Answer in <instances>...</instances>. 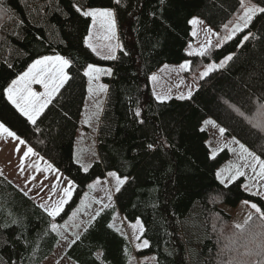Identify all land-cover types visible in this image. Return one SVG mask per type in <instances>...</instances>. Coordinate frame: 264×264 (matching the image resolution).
Returning <instances> with one entry per match:
<instances>
[{
	"label": "trees",
	"instance_id": "1",
	"mask_svg": "<svg viewBox=\"0 0 264 264\" xmlns=\"http://www.w3.org/2000/svg\"><path fill=\"white\" fill-rule=\"evenodd\" d=\"M76 7L113 9L120 40L116 59H105L87 46L91 18ZM241 12L239 0H3L0 122L75 184L56 221L69 216L92 181L108 172L128 178L115 193V205L70 245L67 258L77 264H125L127 241L109 227L110 216L118 210L126 222L142 224L140 239L148 246L138 249L137 256L154 255L157 264H192L181 223L197 208L205 238L194 264L264 260V220L252 218L242 235L229 226V215L220 208L247 201L264 211V200L243 189L242 177L221 183L217 170L230 158L229 151L211 157L208 133L202 128L210 117L226 129L225 137H235L264 159V132L253 126L264 122V115L258 114L264 104L261 15L221 43ZM195 17L215 32L203 56L186 52ZM49 55L70 61V79L32 124L8 101L5 89L32 62ZM229 56L223 67L199 81L191 98L154 97L149 76L163 64L189 60V73L197 74ZM89 65L111 69V75L102 78L107 93L96 136L98 159L85 171L74 160V144ZM137 110L140 117L135 116ZM57 240L51 219L0 175V264H41Z\"/></svg>",
	"mask_w": 264,
	"mask_h": 264
},
{
	"label": "rangeland",
	"instance_id": "2",
	"mask_svg": "<svg viewBox=\"0 0 264 264\" xmlns=\"http://www.w3.org/2000/svg\"><path fill=\"white\" fill-rule=\"evenodd\" d=\"M108 9H111V8H108ZM85 10H88V9H85ZM111 10L113 11V9H111ZM239 15H242V12ZM194 19L198 20L199 23H197L195 25H193L191 23V26H192L191 33H192L193 40L187 47L186 52L188 55L190 52L193 53L192 55H198L197 53H199L201 49H206L208 47V45L210 44V42L212 41V39L215 36L214 30L212 28H210L209 26H207L201 19L195 17L192 20H194ZM235 23H236V18H235L233 24L231 25V27L229 28L227 34L224 36L221 43L228 41L233 36H235L236 34L241 32L240 31V32H236L235 34H231V29L234 27ZM89 28H90L89 33L91 31L90 36H93L92 37L93 40L89 41V43H91L94 47H96L97 51H95V52L93 51L95 54L105 57L108 54L109 50L107 47H103V46L106 44H109V43L115 49V55L117 54L116 52H118L117 50L120 47V42H119L120 40H119L117 25H116V30H115V33H116L115 38L112 39L111 41L104 40L103 34L101 35V37L99 39L97 38L98 37V31L103 30V29H99L98 27L97 28L92 27V29H91V26ZM194 32L196 33V35H193ZM230 34H231V38H226ZM192 55H189V56H192ZM49 56H57V55H49ZM44 57H42V58H44ZM42 58H40V59H42ZM225 61H226V58L221 60L218 63L212 62V63L206 65L197 74L189 73L190 72L189 71V67H190L189 66V64H190L189 60H184L179 64H163L157 72H154L149 76V84H150V87L152 89V93H153L155 98L158 95L167 97L164 100H167V99L172 98V97H175V98H180L181 96L187 97L189 91H191L192 94L195 92V90L197 89V87L199 85V81L201 80V78H200L201 73L206 71V69L208 68L209 65L214 64V65H216V68H220L221 64H223V66H224L227 63ZM34 62H32L24 72H26L28 70V68ZM182 65H188V67L186 69H183L181 67ZM94 67L101 69V70H107V68H105V67H98V66H94ZM24 72H22V74ZM103 74L105 75V71H103ZM93 76L96 77L97 74H93ZM100 76H102V72H100L98 74V78H94L93 80L96 79L97 81L98 80L100 81ZM153 76L156 77L155 80L152 79ZM31 90L33 92H36L39 95H42L45 92V89L42 85L40 86L39 89L31 88ZM94 106H95V108L92 109V111H91L92 114L88 117H85V118L83 117L82 122H81V125H82L81 131L83 129V126L87 127V129L85 130V136H86L87 147H88V156H86V160H90L89 158L92 155L96 156V154H97L96 136H97L98 124H99V120H100V116H101V112H102L101 108L103 106L102 99L98 100V98H97V102H96V104H94ZM221 127H222L221 125H219L215 120H213L210 117H207L203 121V124H202V128L204 130H206L208 133L207 145L209 147L211 157H214L218 152H220L223 149H227L229 151V154H230V158L226 162H224L221 165V167L217 170V173L221 172L222 169L226 170V171L221 172V175L219 177L217 176L218 179L220 181L223 180L224 181L223 184H225V185L230 184L231 182H233L237 179V178L235 180L231 179V176L234 175V173H235V168L231 167V166L240 167L245 173L244 176L238 177V178H241V177L243 178V182H242L243 189L246 192L251 193V194H256L257 191L259 190V194H256V195L261 196L264 200V181L259 180L258 176H256V174H254L252 172L250 167H244V164L246 161L242 160L240 158L239 143H241V142L239 140H237L235 137H225L224 134L221 135V133L219 131ZM234 139L239 141V143H234ZM12 142H13L12 140L9 142V137H7L5 134H0V146H1L0 156L3 154L6 145H10V144H12ZM14 148L17 151H20V149H21L18 146V144L15 145ZM24 159H26V157H24ZM91 160H94V158L92 157ZM94 161H96V160H94ZM77 162H78V164H80V166L82 167L83 170H85V168L88 169L90 167V166L87 167L86 161L81 160L80 158L77 159ZM247 162L248 163L251 162L250 157L247 158ZM36 163L37 162L31 163V165L33 167L37 166ZM258 171H259V166L257 165V172ZM109 180L112 183V185L114 187H116L115 178L110 177V176L108 177V180H103L102 183L105 184L106 187L111 186V183L109 182ZM57 182H58L57 187H56V189H58L57 192L62 193L63 196H65L64 195V189L68 188L69 186H65V185L61 184L59 182V180ZM245 185H248L249 187L246 189L244 187ZM71 194H72V192H71ZM71 196L72 195L68 196V198H69L68 200L71 199ZM251 204H252V202H249L247 204L245 202H240L236 208H229L225 205H220V208L225 213H228V215H229V226L233 230H235V232L240 233L242 235L248 233L250 227L244 228V231L241 232L239 229H237L235 227V225L239 224V225H243L245 227L252 220V218H254L256 216L260 217V214L256 213L255 210L250 207ZM80 207L81 206L77 205L72 210V212L69 214V216L67 218H65L63 221H61L62 222V225H61L62 228H61V232H59V236L63 232V229L77 230V229L81 228L79 230L80 232L83 230L85 223H83V221L80 219V214H79V211L81 209ZM239 216H243V219L241 222H237V220H236ZM249 216H251L250 220H248ZM246 220H248L247 224H245ZM56 224L58 225V222ZM129 224H134V223H129ZM129 224H127L128 227H132ZM112 225L115 229L121 231L126 236L129 235L128 232H133V230L131 228H128L126 226V221L122 218H119L118 216H116ZM181 228H182L184 236H185L184 240L187 244L188 255L190 256V260L192 261V264H194L193 263V257H196L197 252H198V247L201 244L202 240L205 238L204 224L199 217V212H198L197 208L195 210H193V213L186 220H184L181 223ZM62 242H63V240L60 241L59 247L62 246ZM140 244H141V242H139L137 239L132 242V246L134 248H138L137 246L138 245L140 246ZM59 249H58V251H59ZM137 260H138V263L135 262V255H134L130 264H134V263H136V264H157L154 255H144L141 257L137 256Z\"/></svg>",
	"mask_w": 264,
	"mask_h": 264
},
{
	"label": "crops",
	"instance_id": "3",
	"mask_svg": "<svg viewBox=\"0 0 264 264\" xmlns=\"http://www.w3.org/2000/svg\"><path fill=\"white\" fill-rule=\"evenodd\" d=\"M90 26L92 29V21ZM90 34L91 31L90 33L88 32V35L86 37V41L88 42L93 40L92 39L93 36H91V39L89 40ZM102 34H104V30H99L97 38L99 39ZM101 72H102V76H100V81L99 80L97 81L95 79L91 81V84L89 83V77L86 76L87 93L78 124L77 137L74 144V160L77 162V159L80 158L81 160L86 161L87 167H89L94 160H97L98 153L96 154V156L92 155L89 158L90 160H86V156H88V147L85 136V130L87 129V127L83 126V129L81 131V127H82L81 122L83 117L85 118L92 114L91 111L92 109L95 108L94 104H96L97 98L98 100L102 99V103L104 106L107 91H101L99 86L104 85L107 89V85L103 83L102 78L103 76H106L108 74L105 72L104 75L103 70ZM40 86L41 85L39 83H32L30 85L31 88H36V89H39ZM89 87L93 89L91 93L89 92ZM103 106L101 109H103ZM3 134L7 136L6 133ZM11 140L13 141L12 144L6 145L3 154L0 156V175L4 177L9 183H11L18 191H20L23 195H25L29 200H31V202L35 206H37L41 211H43L47 216L48 214L45 208H51L53 205L58 204L61 200L67 201L63 205L64 208V206L69 202L68 200L69 198L68 196H63L62 193L57 192L58 190L56 189L58 183L57 181L59 180V182L65 186H69V182H71L70 191L72 192V194L75 189V184L71 180H69L63 173H61L57 168H55L50 162L42 158L37 152H35V150H33L34 154H30L28 157H26V159H24V152H26L30 146L27 143L20 144L19 140H22L21 138L16 139L13 137H9V142ZM17 144L21 148L20 151H17L14 148L15 145ZM0 152H1V146H0ZM92 157L94 158V160H91ZM34 162H37L36 163L37 166L33 167L31 163ZM49 164L52 165V168H48ZM53 169H55V171ZM108 173H106L104 178L94 180L87 186V190L80 200L81 203L79 202L78 204L79 206H81L80 207L81 209L79 211L80 219L83 221V223H85L83 230L80 232L79 230L81 228L77 230L63 229V232L59 236V232H61V228H62L61 227L62 222L58 223L57 231H53L58 238L57 243L55 245V250L41 264H77L76 262L66 257L65 255L66 250L70 247L71 244H73L75 241L79 239V237L84 233V231L90 226V224H92L93 221L96 220V218L102 212L105 213L109 207L115 205L114 202V196L116 193L115 187L112 185L110 180L109 182L111 183V186L106 187L105 184L102 183L103 180H108L109 177ZM109 196H111V200H109ZM41 205H44L45 207H41ZM97 212L99 213V215H96ZM116 216L124 219L123 216L120 214V212L118 210H115L112 216H110L109 227L127 241L128 246H125V248L123 249L126 256L125 264H130L134 255H135V262L138 263L136 251L138 249L145 248L143 246L144 240L140 239L142 233L140 229H143L142 224L140 221H135L133 222L134 224H129V222L128 223L126 222V226L128 227L127 224H129L132 227H128V228H131L133 230V232H128L129 235L126 236L121 231L113 227L112 224ZM48 217L51 219V229H52V224L57 223L56 221L57 217L55 219H53L50 216ZM136 236H139V239H137ZM136 239L139 242H141L139 248H134L132 246V242ZM61 240H63L62 246L59 247ZM96 256L99 258L100 255L96 254Z\"/></svg>",
	"mask_w": 264,
	"mask_h": 264
},
{
	"label": "snow or ice",
	"instance_id": "4",
	"mask_svg": "<svg viewBox=\"0 0 264 264\" xmlns=\"http://www.w3.org/2000/svg\"><path fill=\"white\" fill-rule=\"evenodd\" d=\"M163 2V0H161ZM116 3L119 4L120 0H116ZM3 4V0H0V5ZM240 8L242 9V15H239L236 17V23L234 27L231 29V34H235L236 32L243 31L244 29H248L251 24L254 22V18L258 15H261V19L264 20V0H260V3H255L253 0H239ZM76 12L80 13L83 17H90L92 21V27L93 28H99L104 30L103 39L107 41H111L115 38V30H116V20H115V13L108 8H90L88 10H82V7H76ZM193 25L199 23L198 20L194 19L191 21ZM231 34L226 38H231ZM193 35H196L194 32ZM91 39V36H89V40ZM245 40L249 39L248 35H245ZM87 46L89 48H92V50L95 52L97 51L96 47H94L91 43L88 41H85ZM118 46V45H117ZM103 47L108 48V54L104 57L105 59H116L115 56V49L113 46L109 43L104 45ZM205 49H201L199 53H197L200 56H203L205 54ZM193 53H189V55H192ZM232 57L229 56L226 58V61L231 60ZM11 66V65H9ZM70 66V61L68 59H65L62 56H45L42 59H37L26 72H24L22 75L18 76L17 79L13 80L11 84L5 89V93L7 95L8 101L15 107V109L24 117L27 118V120L32 123L36 124L37 118L42 114L44 109L47 107V105L51 102L52 98L56 95V93L59 91L61 87L64 86V84L70 79V76L66 73L65 69ZM183 69H186L188 65H182ZM221 67H223V64H221ZM216 69V65H209L206 71L201 73L200 78L203 79L204 77L208 76V74ZM101 69L95 68L92 65L88 66L87 71L84 73L85 76L89 77V83L91 84V81L94 78H98V74L101 72ZM108 75H111V69L103 70ZM93 74H97L96 77L93 76ZM153 80L156 79L155 76L152 77ZM32 83H39L41 84L45 92L42 95L37 94L36 92H33L31 90L30 85ZM101 91H107L106 87L104 85L99 86ZM93 89L89 87V92L91 93ZM191 91H189L188 96L184 97L181 96L180 99L185 98H191ZM157 100L163 101L167 97L165 96H157ZM239 113V109H235ZM243 115V113H239ZM259 115H264V104L260 105V108L258 110ZM141 112L137 110L135 112L136 117H140ZM251 123V121H249ZM140 123H144L143 120L140 121ZM254 127L259 128L261 132H264V122H257L253 125ZM220 133L223 135L226 131L225 128H220ZM6 133L8 137H13L16 139H19L16 134L12 131H10L7 127H5L4 124L0 123V134ZM20 144H24L25 142L23 140H19ZM234 143H239V141L234 139ZM147 147L149 149H153V144H148ZM240 147V158L242 160H245L244 167H250L252 172L258 176L259 180L264 181V159H261V157L257 154H255L253 151H251L248 147H246L244 144L239 143ZM30 154L33 153V149L29 147L26 152H24V157H28ZM251 158V162H247V158ZM257 165L259 166V171L257 172ZM235 168L234 175L231 176L232 180H235L236 178L240 176H244L245 173L240 167L231 166ZM48 168H52V165H48ZM55 171V169H53ZM85 171L87 169L85 168ZM226 171L225 169H222L221 172ZM221 172L217 173V176L219 177L221 175ZM108 175L110 177L115 178L116 180V187L115 191L120 192L121 187L127 182V177L121 178L117 176L115 172H109ZM221 183H224L223 180H221ZM71 182H69V187L64 189V195L70 196L71 191ZM91 187V186H90ZM246 189L249 187L248 185L244 186ZM256 194H259V190ZM109 200H111V196H109ZM66 200H61L58 204L53 205L51 208H45L47 211L48 216L55 219L60 212L63 210V205L66 203ZM245 203H249L245 201ZM41 207H45L44 205H41ZM252 209L255 210L256 213L260 214V217L262 220H264V211L260 207H258L255 203H252L250 205ZM96 215H99L97 212ZM251 219V216L248 217V220ZM248 220L245 221V224L248 223ZM12 223H15V221H12ZM57 224H52V231H57ZM237 229H239L241 232L244 231L243 225H235ZM142 232L143 229H140ZM135 235V232H134ZM137 239H139V236H136ZM143 246H148V241H143ZM140 247L139 245L137 246ZM262 252H264V245L261 246ZM258 264H264V260H261L258 262Z\"/></svg>",
	"mask_w": 264,
	"mask_h": 264
},
{
	"label": "bare ground",
	"instance_id": "5",
	"mask_svg": "<svg viewBox=\"0 0 264 264\" xmlns=\"http://www.w3.org/2000/svg\"><path fill=\"white\" fill-rule=\"evenodd\" d=\"M230 23V22H229Z\"/></svg>",
	"mask_w": 264,
	"mask_h": 264
}]
</instances>
